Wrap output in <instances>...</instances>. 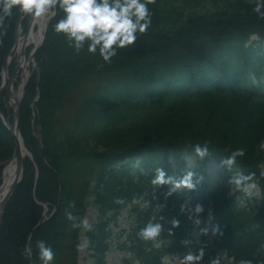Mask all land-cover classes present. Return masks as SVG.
Here are the masks:
<instances>
[{
	"label": "trees",
	"instance_id": "1",
	"mask_svg": "<svg viewBox=\"0 0 264 264\" xmlns=\"http://www.w3.org/2000/svg\"><path fill=\"white\" fill-rule=\"evenodd\" d=\"M253 3L154 0L152 27L112 63L98 53H77L53 30L62 14L56 10L35 55L39 73L33 72L21 102L20 130L33 158L25 159L24 178L6 206L0 264H40L41 239L53 246V264H85L77 247L82 236L91 241L93 264H107L116 240L124 264H168L166 256L202 247L192 235L194 220L180 210L185 202L203 204L199 216L220 228L203 247V264L220 253L234 264H264V150L258 149L264 140V19L251 10ZM21 17L14 9L0 26V83ZM254 33L258 38H251ZM85 86L91 88L81 93ZM0 108L6 113L2 99ZM195 141L209 142L204 158L196 156ZM237 147L246 154L230 171L220 162ZM13 149L0 118V161L10 159ZM211 162L219 165L215 185L206 171ZM161 166L178 176L192 169L203 180L195 190L166 197L165 185L153 193L150 178ZM237 171L256 173L259 203L229 185ZM133 197L143 199L128 207ZM144 200L151 202L144 206ZM89 207L98 211L92 230L74 228L66 213L85 217ZM124 209L132 221L116 237L113 225ZM159 215L165 231L158 242L142 240L140 228ZM173 216L180 225L169 233Z\"/></svg>",
	"mask_w": 264,
	"mask_h": 264
},
{
	"label": "clouds",
	"instance_id": "2",
	"mask_svg": "<svg viewBox=\"0 0 264 264\" xmlns=\"http://www.w3.org/2000/svg\"><path fill=\"white\" fill-rule=\"evenodd\" d=\"M154 0H0V26H3L7 18L11 17L13 10H17L23 14L36 17H48L56 15V10H62L59 19L56 20L53 30L58 34H63L69 45L79 53L86 50L89 53H98L103 61L112 63L122 49L133 47L139 37L146 33L153 24V10L150 5ZM256 15L264 19V0H254L251 9ZM252 39L258 38V34H252ZM194 150L196 156L204 158L209 153V142L195 141ZM193 143L190 145L192 146ZM258 149L264 150V140L258 143ZM246 149L237 147L233 149L230 155L224 156L221 165L228 170H232L236 165L238 157H244ZM140 167V163L138 164ZM264 174V173H262ZM255 172L245 173L237 171L231 173L228 179L230 186L234 185L239 191L247 195H251L252 189L256 187ZM203 176H198L192 169L185 171L181 176L169 175L165 168L156 167L155 175L150 178V183L156 188L165 185L169 186L165 192V196H171L180 189L195 190L202 182ZM155 194L152 200L156 199ZM143 197H133L128 204L131 207L134 204H140ZM119 204H124L123 198H117ZM151 201L144 200V206ZM159 209V205H157ZM181 212H187L188 217L194 220V223L200 225L202 220L199 216L204 212V205L196 203L194 206L188 202L182 203ZM67 218L72 222L74 228H83L87 231L92 230V224L89 219L79 217L73 212L66 213ZM211 217V211L209 212ZM164 217H153L142 228L137 235L144 241L158 242L161 234L165 231ZM170 224L172 227L167 231L172 233L176 227H179V218L173 216ZM213 233L220 231L219 225L212 228ZM200 232L207 234L209 228L207 226L200 228ZM188 243L187 240L184 241ZM90 244L91 241H88ZM39 250L40 264H53L55 259V251L53 246L47 241L41 239L36 242ZM87 244H78V248H84ZM26 255L32 254V248L24 249ZM205 249L201 247L197 252L189 251L182 257L183 264H203ZM208 264H220L219 256L211 258ZM239 264H253L251 259H242Z\"/></svg>",
	"mask_w": 264,
	"mask_h": 264
},
{
	"label": "rangeland",
	"instance_id": "3",
	"mask_svg": "<svg viewBox=\"0 0 264 264\" xmlns=\"http://www.w3.org/2000/svg\"><path fill=\"white\" fill-rule=\"evenodd\" d=\"M24 14L22 13V16ZM29 18L30 15H25L22 19H21V28L23 30V32H26L27 30V26H28V22H29ZM16 42V41H15ZM32 50V45H29L26 48L25 54L29 55L30 52ZM17 66V61H13L12 64L9 67V72H10V76L13 75L14 69ZM38 71V65L36 62V59H32L30 61L29 64V76H28V82L31 78V76L33 75L34 71ZM3 72V69H2ZM2 74V73H1ZM22 76V72L19 73V76L16 77L15 80V86L17 87L18 84V78L20 79V77ZM111 78V77H108ZM2 80V79H1ZM27 82V83H28ZM88 88H91V86H85V87H80V89H82L81 93H88ZM0 99H2V101L4 102V105L6 107V113L5 115L7 117H11L14 113V106L10 105V96L8 95L6 89H4L2 91V93L0 94ZM77 100H80V98L78 97ZM78 104V102H74L72 104H70L69 106H67L62 112H61V118L63 117H67L69 114H71L75 108V106ZM14 144V142H13ZM14 150V149H13ZM10 159H7V157L5 156L1 161L0 164H7L9 162ZM189 163H194V160L192 158L188 159ZM206 171H208L210 174H212L211 180L213 181V184L217 183L215 182L217 180V176H218V170H219V165L216 162H211L208 165H206ZM263 171H264V164H263ZM177 177H179L178 175H175ZM180 192L183 191V189L178 190ZM246 199H251L252 197H257V201L259 203V201L261 200V189L260 186L256 183V187L254 189H252V193L251 195H246L244 196ZM253 202V200H252ZM246 204V203H245ZM128 210L124 209L122 211V214L120 215L119 219H118V225H113L114 230H115V235L116 237L119 236V234H121V230L125 229L127 227H129L132 218L130 217L129 213H127ZM86 217L89 219V222L92 224H94V222L97 220L98 217V211L93 208V207H89L87 210V215ZM202 220V223L200 225L196 224L195 229L192 232V235L196 238L197 243L204 247L207 245V243H211L212 239H213V231H212V227L210 225V220L208 219V217H200ZM207 226L209 228V232L207 234H203L200 232V228ZM84 232L86 231L85 229L83 230ZM126 238V235L124 236V239ZM82 243L83 244H87L86 247L81 248L80 252H79V259L82 263L85 264H93V260L90 256V250L88 249V240L85 236H82ZM189 251H185V252H179V253H174V254H170L168 256L165 257V261L168 264H183L182 261V257L187 254ZM193 252V251H192ZM125 254V252L121 249L118 248V242L117 240L115 241L114 244V248L108 253V257H107V264H124L122 261V256ZM219 259H220V264H234L233 263V259L227 257L224 253H221L218 255ZM138 264V263H135Z\"/></svg>",
	"mask_w": 264,
	"mask_h": 264
},
{
	"label": "bare ground",
	"instance_id": "4",
	"mask_svg": "<svg viewBox=\"0 0 264 264\" xmlns=\"http://www.w3.org/2000/svg\"><path fill=\"white\" fill-rule=\"evenodd\" d=\"M49 19L50 18L48 17L33 16V18L30 21L29 28L26 32H23L22 28L18 29L16 48L8 59V70L4 71L3 80H2V84L4 88L7 87V84H9L11 80V84H10L11 94L9 95L11 106H14L15 103L20 99L26 84L27 76L29 74L28 68L30 61L32 59L30 56L25 54V49L29 45L36 46L42 42L44 32L47 23L49 22ZM15 60L17 61L16 67H18V70L14 76H10L9 67L12 64V62ZM20 72H22V76L20 77V79L18 78V84L16 87L14 83L16 77L19 76ZM20 143L23 151V156L26 158V156L28 155V151L22 140H20ZM17 173H18V168L15 162L10 161L9 163L6 164L3 174V182L0 188V211L2 207V202L5 196L7 195L10 185L14 180V178L16 177Z\"/></svg>",
	"mask_w": 264,
	"mask_h": 264
},
{
	"label": "water",
	"instance_id": "5",
	"mask_svg": "<svg viewBox=\"0 0 264 264\" xmlns=\"http://www.w3.org/2000/svg\"><path fill=\"white\" fill-rule=\"evenodd\" d=\"M32 18H33V16L31 15L30 21ZM30 21H29V23H30ZM38 47H39V45L31 53L30 56L32 58L35 56V53H36ZM15 48H16V44H15L14 48L12 49L11 53L14 52ZM3 68H4V71L8 70V62H6L4 64ZM17 70H18V67H16L14 69L12 76H14L16 74ZM10 84H11V80H10L9 84H7V87H6L8 95L11 94ZM3 88H4V86H3V84H1L0 85V92L2 91ZM20 106H21V99H19L14 105V114H13L12 120H10L8 117H6L4 115V113L2 112V110L0 109V117L2 118V121L6 125V127L8 128L9 132L11 133L12 138L14 139V154H13V157L10 161L15 162V164L18 168V173L16 174V177L12 181L10 188H9V191H8L7 195L5 196L3 202H2V207H1V211H0V226L2 224L4 215H5L6 205H7L8 201L10 200L16 186L23 180L24 174H25V166H24V160L25 159L23 156V151H22L21 143H20V140H22L24 143V139L21 135L20 126H19ZM26 149L29 152L28 156H30L31 155L30 151L28 150V148H26Z\"/></svg>",
	"mask_w": 264,
	"mask_h": 264
}]
</instances>
